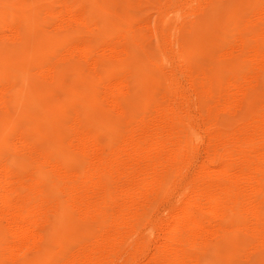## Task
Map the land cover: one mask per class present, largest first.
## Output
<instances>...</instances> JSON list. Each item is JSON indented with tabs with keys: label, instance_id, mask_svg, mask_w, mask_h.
<instances>
[{
	"label": "bare ground",
	"instance_id": "bare-ground-1",
	"mask_svg": "<svg viewBox=\"0 0 264 264\" xmlns=\"http://www.w3.org/2000/svg\"><path fill=\"white\" fill-rule=\"evenodd\" d=\"M0 133V264H264V0H0Z\"/></svg>",
	"mask_w": 264,
	"mask_h": 264
},
{
	"label": "rangeland",
	"instance_id": "rangeland-1",
	"mask_svg": "<svg viewBox=\"0 0 264 264\" xmlns=\"http://www.w3.org/2000/svg\"><path fill=\"white\" fill-rule=\"evenodd\" d=\"M222 24L219 25H215L214 27H209L208 29H206L205 31H201L193 40L194 41V46L192 49V54L194 59H197L199 61H206L210 58V56L212 55V53H214L215 49H216V45L219 39V30L221 29ZM36 54L32 53V57L31 60L28 63H20L18 64V69L21 70L22 73H24L27 79V71L30 68L31 64L33 62H35L34 60L37 59V56H35ZM34 93H36V90H33ZM40 103L44 106L43 108H45L44 110V114L45 115H49V120H50V124H51V128H55L57 129L58 125H59V119L56 113V109L50 105V103L48 102V100H39ZM51 106V107H50ZM195 143L197 144L198 142L195 141ZM5 144V135L3 133H0V152L3 149V146ZM202 153H198L196 156V159L199 160L201 158ZM179 191V190H178ZM177 193H173L170 197V201H173L176 197ZM164 205H161L160 207H158V210L156 212L157 215H162L164 214ZM65 237L63 239H61L60 243L65 244ZM26 264H37V260L30 258L27 260Z\"/></svg>",
	"mask_w": 264,
	"mask_h": 264
}]
</instances>
